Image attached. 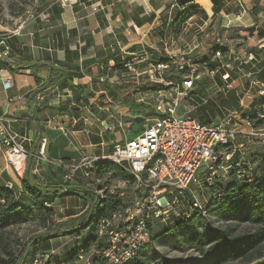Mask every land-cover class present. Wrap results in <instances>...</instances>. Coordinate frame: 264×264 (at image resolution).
Wrapping results in <instances>:
<instances>
[{
    "label": "crops",
    "instance_id": "1",
    "mask_svg": "<svg viewBox=\"0 0 264 264\" xmlns=\"http://www.w3.org/2000/svg\"><path fill=\"white\" fill-rule=\"evenodd\" d=\"M34 1L31 12L35 17L28 20L25 16L21 21L26 24L19 32L15 31L21 21L14 30L0 24V53H8L0 59V117L24 140L22 145L29 152L25 171L46 185L85 184L83 169L65 179L73 165L84 156H108L117 144L142 132L124 128L126 118L141 116V105L143 110L153 107L157 90L162 88L147 81L148 63L176 56L179 47L199 56L195 66L205 71L199 74L189 98L182 100L179 115H187L180 110L186 107L199 110L192 118L202 124L218 121L223 117L216 111L220 110L216 99L221 92L230 97L227 113L263 111L257 92L264 89V0H67L65 6L61 0ZM184 2L199 9L175 35L170 24ZM217 50L229 62H222L215 55ZM207 58L213 62L209 66L203 63ZM125 60L135 63L134 73L123 68ZM165 78L169 85L182 80L171 72ZM7 79L11 80L9 88L4 85ZM41 137L48 141L49 162L35 158ZM248 147L244 158L251 151L257 158L264 144L254 142ZM241 158L240 153L233 157L243 168L246 163L251 167ZM24 173L17 175L0 152V188L11 191L21 206L32 207L34 202L22 184ZM50 205L55 216L62 214L58 221H63L88 211L92 201L72 195L50 199ZM81 238H52L48 252H55L53 244H57L53 256L62 259L81 248Z\"/></svg>",
    "mask_w": 264,
    "mask_h": 264
},
{
    "label": "built area",
    "instance_id": "2",
    "mask_svg": "<svg viewBox=\"0 0 264 264\" xmlns=\"http://www.w3.org/2000/svg\"><path fill=\"white\" fill-rule=\"evenodd\" d=\"M66 2L61 0L63 6ZM26 17L30 20L35 15L29 11ZM25 24L26 20L21 21L15 32L23 29ZM215 55L221 57L220 50ZM7 56V52L0 53V59ZM148 64L145 75L149 83L171 86L170 90H157L152 107L154 117L146 121L140 134L117 144L110 155L102 158L82 157L65 177L69 180L79 169L85 170L84 176L88 177L95 163L109 161L133 178V202L115 211L109 219L100 221L96 230L98 245H91L87 249L75 248L74 261L55 260L54 251H51L37 255L32 264H133L150 242L149 226L152 221L159 220L171 227L173 216L189 218L194 212L205 214V204L191 190L201 170L205 175L207 191L218 183L228 182L233 169H237L239 178L249 181L250 176L245 177V174L251 173V167L246 163L243 168V163L233 157L240 153L244 159L249 145L254 142L264 144V89L257 92L263 111L256 112L253 115L255 118L249 114L231 112L214 123L202 124L189 115L178 114L182 100L189 98L195 82L200 79L195 64L181 58L177 70L182 80L172 85L165 78L171 70L169 63ZM123 68L130 73L136 71L135 63L131 60H125ZM223 77L228 79L227 74ZM4 85L9 88L11 80H5ZM140 101L144 103V97ZM201 102L204 103L205 98L202 97ZM259 122L262 124L257 125ZM59 129L67 136L66 131ZM23 141L0 117V152L17 175L24 173L29 158ZM47 144L45 137L39 139L35 154L37 161L49 162ZM185 200L187 208L179 212L178 205ZM44 205L51 207L50 203Z\"/></svg>",
    "mask_w": 264,
    "mask_h": 264
},
{
    "label": "trees",
    "instance_id": "3",
    "mask_svg": "<svg viewBox=\"0 0 264 264\" xmlns=\"http://www.w3.org/2000/svg\"><path fill=\"white\" fill-rule=\"evenodd\" d=\"M182 4L183 9L176 14L170 28L175 35H179L184 23L198 12L195 5ZM187 5V7H186ZM172 58H161L158 62L169 63L170 72L180 80L181 74L177 70V65ZM203 62L209 66L208 59ZM38 67V65H34ZM195 82V86L197 85ZM252 118H255V116ZM200 122V121H199ZM257 125L262 124L256 123ZM264 149V147H263ZM258 153L257 160H260L261 174L255 176L252 169L249 181L246 178H237L236 170L230 172L228 182L218 183L211 188L209 200L205 205V214L216 216L228 225L217 227L208 222L207 217L200 212H194L189 218H171V227L162 230L159 234L152 237L151 226L150 240L167 237L173 241L174 247L178 250H194L203 255L204 264H224L241 260L244 264H251L262 258V243L264 242V150ZM250 164V163H249ZM95 177L101 178L105 174L118 171L117 176L125 180L126 176L134 184L133 178L123 169L109 161H99L94 164ZM115 176V174H113ZM22 184L27 194L31 197L34 204L32 207L21 206L15 199L14 194L0 188V264H32L37 255L48 254V241L55 237L66 235H77L82 229H90L89 237H82L81 248L87 249L91 245H98L96 237L97 224L122 208V202L117 196L109 195L99 197L93 190L82 184L64 183L61 186H50L32 177L25 171ZM205 187L206 183H205ZM208 189V188H207ZM82 196L92 199V205L99 202V214L94 217L90 209L80 216L63 221L54 220L55 213L51 208L46 207L45 203L65 196ZM217 196V197H216ZM159 222V220H155ZM36 222L43 229L39 235L31 238L24 247L16 252L12 242L5 236L9 227ZM249 223L257 227L253 235L237 233L232 223ZM177 234V236H176ZM148 246V245H147ZM147 246L139 253L133 264H151L143 254ZM75 249V248H74ZM71 250L62 260L74 261L76 254ZM262 261L259 263L261 264ZM160 264H172L165 259Z\"/></svg>",
    "mask_w": 264,
    "mask_h": 264
},
{
    "label": "rangeland",
    "instance_id": "4",
    "mask_svg": "<svg viewBox=\"0 0 264 264\" xmlns=\"http://www.w3.org/2000/svg\"><path fill=\"white\" fill-rule=\"evenodd\" d=\"M34 8H35L34 0H0V24L6 25L9 29L14 30L19 24V21L25 18L26 13L29 11H33ZM164 47L167 48L168 44L165 43ZM171 47L172 49L176 48V43H174L173 46ZM179 48L181 50L176 51L175 52L176 56H173V58L176 60V61H173V64L175 63L178 67L179 60L181 58H184V59H187L190 63L196 65L197 63L196 61L199 59V56L193 55V53H190L189 51L186 52L181 47ZM219 58H221L222 62H229V61H226L227 57H224L221 55V57ZM203 62H206V61L204 60ZM209 63H213V62L210 61ZM196 70L201 75L205 73V71H203L201 67H196ZM162 88H161L162 90L164 89L167 90V88L165 87H162ZM125 90H126L125 91L126 93L128 90L127 89ZM211 93H214V91ZM221 93L222 94H220V92L216 93L217 96L220 94L218 98L216 99V102L220 104L219 105L220 110L219 111L216 110V111L218 115L224 116L225 114H228L227 113L228 111H231V109H229L230 105L226 101V100L229 101L230 97L228 96L229 94L225 92H221ZM127 95L128 94L126 93V96ZM220 97H222V99H220L219 101ZM128 99L130 100L131 98H128ZM222 101H226V102H222ZM183 105L186 106L185 103H183ZM140 107H141L140 109L141 118L140 117L133 118V119L126 118L127 126H125L124 130L129 129V131L131 132H134L135 130L142 131V127L143 125L146 124V121L154 117L153 110L150 106H148V108H146L145 110L142 109L143 105H141ZM180 110L182 113H186L187 115L191 117L196 116L194 115L195 114L194 111L196 109L187 110L186 107H181ZM196 111H199V110H196ZM246 152L247 153L250 152L249 147L246 148ZM255 154H254V151H251V153H249V156L247 155V157L244 159L246 160V162L251 164V167H252L251 169H253L254 174L257 177L261 174V170H260V160H257L255 158ZM114 171L115 172H111L109 174L103 175V177L101 178H96L95 170H93L91 171L90 176L83 178L85 182V184L83 185L93 190L99 197H105L109 195L117 196L118 199H120V201L122 202V207H126L133 202V199L135 197V187L132 181L130 180L129 176H126L125 180H123V179H120L121 176H117L118 171L116 170ZM113 174H115V176ZM76 181H82V179H79V180L77 179ZM79 184H82V183H79ZM191 188L192 189L194 188L192 192L195 193V195L198 197V199L203 204H205L208 200L207 199L208 194H207L206 187H205V175L202 170L199 172L196 178V181L192 183ZM88 199L92 201V199L90 198ZM61 203H63L62 200H61ZM178 208H179L178 209L179 212L184 211L187 208L186 200L185 202H182L181 204H179ZM80 210L81 209L74 210V211L77 212ZM99 211H100L99 202H96V204L91 205L90 213L94 217H96L99 214ZM202 215L207 217L208 222L214 226L225 227L228 225L226 222H224L223 220H220L216 216H213V215L208 216L206 214H202ZM61 218H63V216L62 214H59L58 216L54 217V220L58 221ZM151 225H152L151 226L152 237L162 232V230L169 229L164 222H160V221L159 222L152 221ZM232 226H235V228L237 229V233H240V234L246 233L249 235H253L257 231V227L249 223L235 224L233 222ZM90 231H91V228L82 229L77 233V235H80V237H83V238L89 237L90 235L93 234V233L91 234ZM42 232H43V229L36 222L23 223V224H18V225L9 227L6 230V234L4 237H6L7 239H9V241L12 242V246L14 250L18 252L22 247L26 245V243L31 238L39 235ZM53 247H54L53 249L55 250L54 255H56V253L58 252L57 250L58 245L53 244ZM261 247H262L261 251L263 255L262 258L257 261L252 262L251 264H260L259 263L260 261H262L261 264H264V242L262 243ZM59 251H62V248L59 249ZM143 254L146 255L147 261H149L151 264H160L162 259H165L168 262H171L172 264H204L203 255L197 253L194 250H188V249L178 250L177 248L174 247L173 241L167 237H162L154 241L150 240ZM55 257H58V255L53 256V259ZM75 264H82V263L79 262ZM224 264H244V263L241 260H237V261L228 262Z\"/></svg>",
    "mask_w": 264,
    "mask_h": 264
},
{
    "label": "water",
    "instance_id": "5",
    "mask_svg": "<svg viewBox=\"0 0 264 264\" xmlns=\"http://www.w3.org/2000/svg\"><path fill=\"white\" fill-rule=\"evenodd\" d=\"M34 117L36 119V122L38 123V120H37V117H36V113L35 112H34ZM38 125H39V123H38Z\"/></svg>",
    "mask_w": 264,
    "mask_h": 264
}]
</instances>
